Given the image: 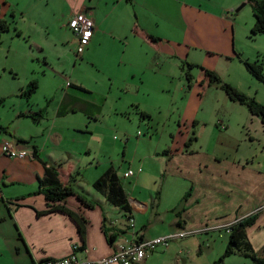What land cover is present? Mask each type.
I'll use <instances>...</instances> for the list:
<instances>
[{
	"label": "rangeland",
	"instance_id": "obj_1",
	"mask_svg": "<svg viewBox=\"0 0 264 264\" xmlns=\"http://www.w3.org/2000/svg\"><path fill=\"white\" fill-rule=\"evenodd\" d=\"M85 5L91 6L92 20L102 34H95L94 43L80 55L66 27L70 7L64 0H4L0 4V18L7 27L0 33V100H4L0 130L18 112H31L30 119L20 120L26 137L33 128L46 130L44 136L55 128L53 135L61 141L56 147L47 144L46 152L62 164V174L72 168L77 180L74 189L89 200L102 199L92 182L113 168L128 199L159 204L162 210L179 201L178 210L189 208L188 225L195 233L169 243L173 251L163 264L175 260L179 264H253L238 254L221 258L229 238L224 224L247 212L250 188L264 182V126L203 74L212 72L222 84L264 107V84L244 67V62L254 65L264 78V36L252 35L254 18L247 0H91ZM184 6L200 19L203 14L219 17L225 12L232 26L234 55L225 53L224 40L218 45L211 39L216 37L213 25L207 32L206 23L197 19L192 26L203 29L205 36L200 41L192 36L199 45H190ZM144 35L155 38L153 46ZM155 45L164 49L158 52ZM30 83L36 84V91L28 99L21 97ZM67 83L98 107L93 109L95 114L54 122L56 103L51 104V99L72 90ZM133 86L139 90L138 98L125 94L133 95ZM192 103L193 110L188 107ZM131 104H139L138 112ZM3 136L0 132V140ZM65 151L69 156H64ZM10 161L0 153V175L6 170L7 177L26 176ZM200 162L207 167L202 174L197 172L194 182L178 172H196ZM128 170L137 175L124 179ZM190 187L192 194L195 188L203 189L199 204L193 207L183 202ZM0 188L8 194L27 190V185L3 188L0 181ZM107 207L109 222L122 227L118 244H125L123 238L132 235L127 216ZM3 227L0 223V264H10L15 258L14 243L2 234ZM263 234L261 223L249 234L256 255L261 254L257 244Z\"/></svg>",
	"mask_w": 264,
	"mask_h": 264
},
{
	"label": "crops",
	"instance_id": "obj_2",
	"mask_svg": "<svg viewBox=\"0 0 264 264\" xmlns=\"http://www.w3.org/2000/svg\"><path fill=\"white\" fill-rule=\"evenodd\" d=\"M64 1L70 7L69 20L76 13H83L92 19V13L90 10L91 6L85 5L86 1H88V3L90 4L91 0ZM0 4H4V0H0ZM182 9L183 18L185 20L186 27L188 28L186 34L190 36V39H188L187 41H190V45H199L197 41L191 39L192 36H195L197 39H199V41L201 40L202 36H205L203 29H194L192 26V23L196 22L195 19H197L199 23H206L207 29L205 30H207V32L208 27L210 25H213L216 37L211 39L217 40L216 43L218 45L221 42L219 40H224L227 45L225 47V53H231L232 55H234L231 48L232 26L228 19H226L227 17L225 15V12L224 14L222 13L219 17L203 14V18L200 19V15H191L194 12V10H191L192 8L184 6L182 7ZM0 21L5 22L1 18ZM94 25L95 30L93 32L92 39L87 46H90L94 43L95 34H102L100 32V26H97L96 22L94 23ZM223 29L228 30V32H226L227 34H224L225 32ZM144 37L146 40H148L149 44L153 46L152 43H155V41H152L153 37L147 35H144ZM73 39L77 44L76 38L73 37ZM158 42L160 44L159 40ZM160 48L164 49L161 45ZM160 48L157 45L154 46V49L156 51L158 50V52ZM202 48L213 51L219 50V48L214 49L211 46H205ZM82 51L83 49L80 52L78 51L77 45L76 54L82 55ZM166 51V54H171V52L167 49ZM66 86L67 88L72 89V85L70 83H67ZM133 87L136 88L135 86ZM74 89L75 87L72 90L64 92L56 100L55 98L51 99V104L54 102L56 103V107L54 109V122L58 120H65L67 118H70V116L76 114H79V116L88 117L96 113V111H93V109L95 110L98 107L92 106L88 100L78 96L76 94L77 92ZM125 94L134 96V98H136L139 94V90L138 88H136L133 91V95L129 91H126ZM131 105V107L133 109H137L138 112V109L140 107L139 104ZM188 107L193 110V103ZM183 109H185L187 113V106L183 107ZM29 115H31V112L16 113L10 124H8L7 127L3 126L0 130L1 133H4V136L0 140V146L3 142H5V140L8 139L11 140V142H14L16 150H27L31 155L25 161H10V163L15 166V169L24 173L26 176L21 175V177H18L10 174L7 177L8 172L6 170H2L0 175V181L3 185V188L12 187L14 185H27V190L12 192L8 194L3 192V189L0 188V223H2L4 226L3 228L6 229V231L2 232V234L10 236L11 240H13L14 243L13 251L15 258L10 262V264H42V262L45 260L62 259L71 254L73 246H77L80 249L78 250V252H76L79 261L89 260L90 262H96L111 256L116 247L120 245H127L132 241H138L137 239H140V241H152L155 239L172 237L179 232L192 233L191 235H194L195 232L191 231L189 228L190 225H188V219L190 218V213L188 210L189 208L186 209L184 206H181L179 210L177 209L180 201L177 202L175 206H171V208H165L164 210H162L160 209L159 204L154 205L152 203L151 205H149L147 204V202H143L140 200H138L139 202H137L135 200L128 199L127 197L130 207L129 218H131L133 221L132 235L131 237L127 236L123 238V240L126 239L125 244H118L119 238L117 235L122 231V227L116 228L114 224H111L109 222L106 212V210L108 209V203L104 200L103 197H101L102 199L94 198L92 200H89L80 192L75 190L74 187H76L77 180L73 177L74 174L72 173V168H69L68 174H62V164L60 162L53 161L52 158L48 156V152H46V145L53 143L54 147H56L59 145V141H61V139H58L57 141V136L53 135L55 128L49 129L47 136H44L46 130L37 128H33L31 132L32 134L28 133L27 137L25 136L27 135V132H24L25 135L21 134V129L19 127L21 122L20 120H24L27 118L30 119L31 117ZM39 119L40 123L43 122V118L41 116L39 117ZM40 123L35 122L34 125L37 126ZM42 155H44L45 158L48 159L47 162ZM65 155L69 156L66 151L64 152V156ZM45 166L55 168L59 173V177L63 185H69L74 190L77 196H80L82 199L93 205V208H87L76 197H72L62 204H56V206L64 207L65 209L76 215L78 218L85 220L86 224L84 238L80 237L75 221L59 212L47 213L49 209L44 198L42 196L33 195L38 189V180L41 179L44 175ZM178 167L181 169L183 168L184 170V167H182L180 164ZM206 167L207 166H204V163L202 164V162H200L196 165V172H178L180 174H183L184 177H186L187 181L188 178H190L194 182L193 179L196 177L197 172L199 175L202 174L201 172L206 170ZM128 172H131L133 174L131 178L137 175V172L135 171L128 170L126 173ZM126 173H124V175ZM98 178L99 175L95 177L94 182ZM214 178H216V176H214L213 179ZM138 180L139 178L137 179V181ZM94 182H92V184ZM205 187L208 188V184H206ZM252 189L255 192H253ZM202 190L203 189H201L200 187L195 188V191L192 194L193 187H190V195L188 196L190 200L189 202L185 201L184 205H189V207H193V205L195 204L198 205V198L201 197L200 192ZM248 196L249 202L247 204V210H245L247 212H245V214H243L242 216L240 215L239 218L234 216L231 221L224 224V227L228 229L236 221L242 220L252 214L257 213L258 218L255 225L246 230L247 239L250 242L252 249L254 250L255 248L253 247L249 239V234L253 231L254 228H256V225L258 223L264 224V182L261 181L259 183V188H257L256 186L250 188ZM251 199H255V201L251 202ZM260 205H262V207ZM119 220L116 221L119 223ZM178 223L180 224L179 227L177 226ZM156 227L161 228L157 232H151L152 229ZM139 232H141V236H139V238H135L134 235ZM111 236H115L116 238L114 243L109 244L108 239ZM260 237L262 236L259 235V238ZM177 241L178 240L173 242ZM168 245L167 247H158L153 253L147 256L144 262L140 264L167 263V257H169L173 251V249L169 248ZM257 247L259 250L258 253H262L264 249V237L262 241H259ZM170 263L179 264L177 260Z\"/></svg>",
	"mask_w": 264,
	"mask_h": 264
},
{
	"label": "trees",
	"instance_id": "obj_3",
	"mask_svg": "<svg viewBox=\"0 0 264 264\" xmlns=\"http://www.w3.org/2000/svg\"><path fill=\"white\" fill-rule=\"evenodd\" d=\"M247 4L250 6L254 18V28L252 30V35L264 36V0H247ZM6 29L7 27L5 23L0 21V33H3ZM244 67L253 78L264 84V78L262 77L261 72H259L254 65L244 62ZM203 74L209 84L221 86L222 90L225 92L226 96L231 102H237L241 106H245L252 116L260 118L261 124L264 126V107L255 102L253 99L245 98L236 93L229 86L222 84L212 72L204 71ZM36 89V84L30 83L20 94V96L28 99L34 93V91H36ZM3 102L4 100L1 99L0 106L3 104ZM92 188L101 197H103L110 206L117 208L127 216L126 218H128V215L130 214V207L127 200V195L125 194L122 185L112 168H109L106 172H104L92 184ZM189 193L190 192L185 194L183 202L187 200L188 196L190 195ZM33 195L42 196L44 198L49 209L47 213L59 212L75 221L80 237L84 238L86 224L85 220L78 218L64 207L56 206V204H62L66 200L76 197L87 208L91 209L93 208V205L82 199L80 196H77L69 185H63L60 180L59 173L55 168L46 166L44 167V175L38 180V189ZM257 218V213L252 214L242 220L236 221L227 229L229 238L226 250L223 257L221 258L222 260L238 254L246 259H249L253 264H264V249L260 255H256L246 236V230L255 225ZM177 226L179 227L180 224L178 223ZM135 236L136 234L134 237ZM115 238V236H111L108 239L109 244L114 243ZM137 240L140 242V239ZM78 250H80L79 247Z\"/></svg>",
	"mask_w": 264,
	"mask_h": 264
},
{
	"label": "built area",
	"instance_id": "obj_4",
	"mask_svg": "<svg viewBox=\"0 0 264 264\" xmlns=\"http://www.w3.org/2000/svg\"><path fill=\"white\" fill-rule=\"evenodd\" d=\"M67 29L76 38L78 51L80 52L92 39L95 25L93 20L87 15L76 13L68 21ZM0 152L3 157L10 160L24 159L31 156L26 150H16L14 142L8 141L1 144ZM132 176L133 174L128 172L124 175V179L131 178ZM128 222L129 229L132 230V219H128ZM191 234L192 233L179 232L172 237L160 238L152 241H132L127 245L116 247L111 256L96 262L87 260L79 261L76 254V252H78V247L73 246L69 256L57 260H45L42 264H140L158 247H167L170 242L183 240Z\"/></svg>",
	"mask_w": 264,
	"mask_h": 264
},
{
	"label": "clouds",
	"instance_id": "obj_5",
	"mask_svg": "<svg viewBox=\"0 0 264 264\" xmlns=\"http://www.w3.org/2000/svg\"><path fill=\"white\" fill-rule=\"evenodd\" d=\"M128 219H131V218H129V216H128L127 221H128Z\"/></svg>",
	"mask_w": 264,
	"mask_h": 264
},
{
	"label": "water",
	"instance_id": "obj_6",
	"mask_svg": "<svg viewBox=\"0 0 264 264\" xmlns=\"http://www.w3.org/2000/svg\"><path fill=\"white\" fill-rule=\"evenodd\" d=\"M236 12H238V11H236Z\"/></svg>",
	"mask_w": 264,
	"mask_h": 264
}]
</instances>
